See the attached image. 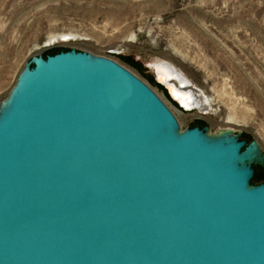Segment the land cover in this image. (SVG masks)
Segmentation results:
<instances>
[{"label":"water","instance_id":"1","mask_svg":"<svg viewBox=\"0 0 264 264\" xmlns=\"http://www.w3.org/2000/svg\"><path fill=\"white\" fill-rule=\"evenodd\" d=\"M255 167L114 60L35 56L0 106V264H264Z\"/></svg>","mask_w":264,"mask_h":264},{"label":"rangeland","instance_id":"2","mask_svg":"<svg viewBox=\"0 0 264 264\" xmlns=\"http://www.w3.org/2000/svg\"><path fill=\"white\" fill-rule=\"evenodd\" d=\"M72 49L131 71L181 129L232 130L264 152V0H0V106L33 57ZM158 63L209 110L178 108L154 77Z\"/></svg>","mask_w":264,"mask_h":264},{"label":"bare ground","instance_id":"3","mask_svg":"<svg viewBox=\"0 0 264 264\" xmlns=\"http://www.w3.org/2000/svg\"><path fill=\"white\" fill-rule=\"evenodd\" d=\"M60 36L61 35H59V37ZM53 37L57 38L56 36H53ZM52 40H53V38H52ZM50 43H52V42H50ZM172 68L173 67L170 65L168 66V64L163 65V64L158 63V67L155 69V76H154L155 79L157 78L159 81H161L164 85H166L169 88L174 99H176V101H177L176 104H177L178 108H180L182 111H184V112L190 111V112H195L197 114L206 113L210 107L209 100L207 98L205 99L203 95H201V96H203V98L198 96L195 93L196 91L195 92L191 91V89H189V86H188L189 81L186 79L187 81L183 82V80L175 73V71H174L175 69L173 68L174 69L173 70ZM151 69L154 70V65L151 66ZM166 92L168 94L167 90H166ZM170 99H171V97H170ZM197 114H195V115H197ZM225 132H230L232 134H235V132L232 130H224V131H220L216 135H220V134L225 133Z\"/></svg>","mask_w":264,"mask_h":264},{"label":"flooded vegetation","instance_id":"4","mask_svg":"<svg viewBox=\"0 0 264 264\" xmlns=\"http://www.w3.org/2000/svg\"><path fill=\"white\" fill-rule=\"evenodd\" d=\"M183 112H184V111H183ZM256 168H257V167H255V176H257V171H258ZM260 168H261L260 170L263 171V172H262V173H263L262 176L264 177V168H262V167H260ZM263 183H264V182H263ZM260 184H262V183H260Z\"/></svg>","mask_w":264,"mask_h":264},{"label":"trees","instance_id":"5","mask_svg":"<svg viewBox=\"0 0 264 264\" xmlns=\"http://www.w3.org/2000/svg\"><path fill=\"white\" fill-rule=\"evenodd\" d=\"M62 52V51H61ZM58 54V53H57ZM53 55H55V54H53ZM48 56H51V55H48ZM47 57V56H46ZM176 104V103H175ZM177 105V104H176ZM178 107V106H177ZM258 177L257 176H255L254 177V179H253V184H255V182H256V179H257Z\"/></svg>","mask_w":264,"mask_h":264}]
</instances>
